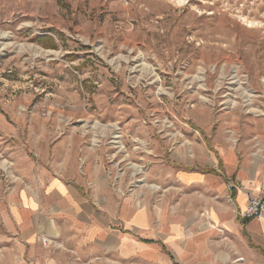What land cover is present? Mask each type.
I'll return each instance as SVG.
<instances>
[{
  "label": "rangeland",
  "instance_id": "obj_1",
  "mask_svg": "<svg viewBox=\"0 0 264 264\" xmlns=\"http://www.w3.org/2000/svg\"><path fill=\"white\" fill-rule=\"evenodd\" d=\"M52 151L76 156L88 196L230 209L240 229L224 169L257 157L264 184V0H0V264H30L11 196Z\"/></svg>",
  "mask_w": 264,
  "mask_h": 264
},
{
  "label": "crops",
  "instance_id": "obj_2",
  "mask_svg": "<svg viewBox=\"0 0 264 264\" xmlns=\"http://www.w3.org/2000/svg\"><path fill=\"white\" fill-rule=\"evenodd\" d=\"M52 152L51 160L46 156L51 166L39 159L36 178L26 172L25 186L11 196V217L30 264H100L103 260L122 264L140 258L150 264H264V219L243 217L236 231L229 222L230 209L213 210L211 221L204 222L199 213L188 218L181 210L152 211L118 200L107 190L88 196L83 175L71 168L76 156L66 151L55 159L59 151ZM41 153L39 158L44 157ZM227 160L228 183L243 185H235L231 192L240 215L247 208V194L260 191V165L257 157L245 156L239 166L231 154L227 153ZM205 173L210 171L183 170L179 179L202 182ZM95 184L101 188L105 181ZM221 235L228 239L226 250L220 246ZM43 237L48 239L46 246Z\"/></svg>",
  "mask_w": 264,
  "mask_h": 264
},
{
  "label": "built area",
  "instance_id": "obj_3",
  "mask_svg": "<svg viewBox=\"0 0 264 264\" xmlns=\"http://www.w3.org/2000/svg\"><path fill=\"white\" fill-rule=\"evenodd\" d=\"M235 185H228L229 189L235 188ZM260 193H248L247 194V208L242 213L245 217H258L263 218L264 217V184L261 185ZM43 245H47L48 239L43 237L42 238Z\"/></svg>",
  "mask_w": 264,
  "mask_h": 264
},
{
  "label": "trees",
  "instance_id": "obj_4",
  "mask_svg": "<svg viewBox=\"0 0 264 264\" xmlns=\"http://www.w3.org/2000/svg\"><path fill=\"white\" fill-rule=\"evenodd\" d=\"M46 39H48V40H50L51 42H53V41H52L53 39H52L51 37H47ZM205 171H207V172L210 171V172H211V171H215V169L207 167V169H206ZM247 219H248V218H247Z\"/></svg>",
  "mask_w": 264,
  "mask_h": 264
}]
</instances>
